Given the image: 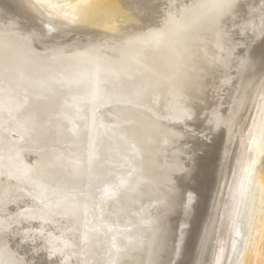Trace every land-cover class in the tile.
I'll list each match as a JSON object with an SVG mask.
<instances>
[{"label": "bare ground", "instance_id": "1", "mask_svg": "<svg viewBox=\"0 0 264 264\" xmlns=\"http://www.w3.org/2000/svg\"><path fill=\"white\" fill-rule=\"evenodd\" d=\"M263 69L264 0H0V264H238Z\"/></svg>", "mask_w": 264, "mask_h": 264}, {"label": "rangeland", "instance_id": "2", "mask_svg": "<svg viewBox=\"0 0 264 264\" xmlns=\"http://www.w3.org/2000/svg\"><path fill=\"white\" fill-rule=\"evenodd\" d=\"M101 11L104 12V8L102 10H100V12ZM260 74L256 78H254V79H256L255 82H254V85L256 83L255 87L256 86L258 87V84L262 81V76L264 75V69L262 70V72ZM255 87H254L252 95L255 93L254 91H256V89H257V88L255 89ZM260 95H262V94H260ZM259 97L261 98V96H259ZM259 97H257L256 99H258ZM260 98H259V100L260 101L262 100L263 103H264V96H262L261 99ZM256 99H255V103H254L255 105H256V102L259 101V100L256 101ZM262 101L260 103L258 102L257 104H262ZM260 108L257 109L258 113L256 112L258 115L260 114V111L263 112V107H262V109H260ZM244 125H249V123H247L246 119L237 128L240 129V127L242 128ZM73 129H74V127H73ZM74 131H76V129H74ZM246 134L248 135V136L246 135V139H247L250 136V134H252V126H251L250 133L247 131ZM88 154H86L87 156L85 155L86 156V160L89 158ZM83 160H84V158L79 159V161H81V162H83ZM253 197H254L255 201L253 202V198H252L251 205L248 202V200L244 204L245 208L251 206V208H248L247 211L245 210L246 212L243 213V217H242L243 223H247L246 230H245V233H244L245 237H243L241 235L239 240L238 239L236 240V237L233 238V236H231V234H229V235L227 234V236H226V238H227L226 240L229 241L230 245H232L233 240H234V242H237V244L235 245V246H237V248L234 249V253L236 254V255L234 254V258H238L239 254H240L239 261L237 262L238 264H264V236L261 235V233H262V219H263V216H264V190L261 189V186L258 183H255V182H254ZM257 201H258V203H257ZM256 204H257V206H256ZM244 217H246V218H244ZM236 218H238V216H236ZM238 221H240V220L237 219V221L235 222V226H236V223ZM224 233H226V232H224ZM222 236H223V234L220 235V237L218 238L219 239L218 241L217 240H210L211 245L215 246L212 249V254L213 255L211 254V257L214 256L213 260L215 262L211 261L210 264H213V262H214V264L217 263V262H219V263L222 262V264H226V263L228 264L230 262V259L228 258V256L225 255V258H224V254L222 253V251H219L220 250V246L224 243V240L223 239L221 240ZM217 242H218V244L220 243L219 246H218V244H216ZM242 242H243V244H242ZM229 244H228V247H229ZM238 245L239 246L241 245V246L239 247ZM222 246L224 248V244ZM235 246H234V248H235ZM232 247L230 248L231 250H232ZM238 248L241 249V251L239 253H237L238 252L237 251ZM230 249L229 250L227 249L228 252L226 251L228 255H232V253H231L232 251ZM216 250H218L220 253H218V251H216ZM221 254H223V255H221ZM246 255L249 256V262L246 261ZM229 257H231V256H229ZM222 258H223V260H222ZM219 259L221 261H219Z\"/></svg>", "mask_w": 264, "mask_h": 264}]
</instances>
